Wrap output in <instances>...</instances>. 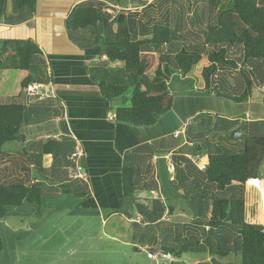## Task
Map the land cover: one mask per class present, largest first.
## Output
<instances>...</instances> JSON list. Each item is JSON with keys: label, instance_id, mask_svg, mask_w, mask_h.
Masks as SVG:
<instances>
[{"label": "crops", "instance_id": "0c3cea01", "mask_svg": "<svg viewBox=\"0 0 264 264\" xmlns=\"http://www.w3.org/2000/svg\"><path fill=\"white\" fill-rule=\"evenodd\" d=\"M17 1L7 0L0 19V45L4 40L35 42L41 54L34 57L32 69L38 71V77L45 84L36 83L42 86L39 89L34 85L19 87L20 92L11 94L2 82L7 71L20 72L23 79L28 72L7 65L0 70V102L20 103L26 113V123L20 129L22 141L10 142L1 148L0 184L20 180L27 186L40 187L46 196L65 198L67 195L60 186L69 185L65 189L69 191L82 186L69 178V156L79 142L84 151L82 166L88 173L89 195L77 209L68 208V216L97 214L102 218L103 227L118 230L116 235L103 231V237L130 244L136 253L145 256L140 248L167 254L166 258L151 260L156 264L162 260L179 264L183 258L191 259L190 255L208 253L206 242H211V246L214 242L211 233L225 240L232 249L233 230L220 226L210 231L204 225V218L210 214L213 199H230L240 191H216L203 170L209 155L242 151V146L236 147L229 139L233 132H240L243 139L252 134L264 137V86L255 88L251 97L240 104L200 94L203 86L198 79L199 66L185 77L194 78L200 85L196 87L197 94L174 96L170 92L174 97L173 107L155 125L133 127L119 123L115 120V110L122 102L104 99L98 84L130 87L137 75L126 71L122 63L111 62L101 55V48L93 45V37L88 32H78L77 41L73 42L65 28V19L74 6L85 2L132 8L128 12L134 15L133 28L138 39L150 37L155 26L168 27L178 37L158 49L148 47L149 53L188 49L206 55L222 47L223 38L233 32V0H147L139 3L140 6L127 0H36L32 16L28 9L18 8ZM116 15L115 12L109 16ZM227 102L239 108L232 117L223 113ZM182 128L185 132L173 137ZM168 155H172L173 170L168 169ZM124 168L134 173L133 192L126 197L122 181ZM245 196L247 220L264 225V168L262 178L246 188ZM50 211L48 207L36 211L41 216L21 215L20 222L27 228H43L41 220L39 224L36 220L45 219ZM114 220L117 224L110 227ZM71 224L92 240L93 232L88 231L87 221L68 222ZM85 237L76 243L83 244L88 240ZM37 238L43 246L52 241L43 231H37ZM169 251L181 252V255ZM76 252L77 264H92V248ZM231 255L215 256L218 259L212 255L206 259L197 256L191 264H232ZM52 257L43 254L34 263L52 264L46 263Z\"/></svg>", "mask_w": 264, "mask_h": 264}, {"label": "trees", "instance_id": "16d2710c", "mask_svg": "<svg viewBox=\"0 0 264 264\" xmlns=\"http://www.w3.org/2000/svg\"><path fill=\"white\" fill-rule=\"evenodd\" d=\"M146 1L128 2L140 6L139 3ZM6 3L7 0H0V19L5 13ZM35 5L36 0L17 1V7L28 9L31 16ZM105 6H94L88 2L77 4L65 19V28L75 43L78 32H88L93 37V45L101 48V55H105L111 62L122 63L126 71L137 75L129 94L126 85H107L104 82L98 84L104 99L109 102L120 100L124 104L115 110L117 122L133 127L155 125L173 107L174 97L168 90L170 77L173 74L186 77L193 74L196 66L201 67L198 79L203 88L199 91L200 94L240 104L251 97L255 88L264 86V3L259 0H233L231 11L236 19L233 20V32L229 37L223 38L227 47L214 48L206 55L188 49L149 53L148 47L158 49L178 40V37L168 27L155 26L150 37L138 39L133 28L134 15L123 10L115 17H110L103 11ZM239 23L243 28L237 32ZM39 54L41 51L32 40H4L0 45V70L7 65L14 70L28 72L21 82V88H29L36 83L45 84L38 77V71L32 69L33 59ZM127 101L129 105L126 106ZM24 123L26 113L22 104L0 102V151L4 144L22 141L20 129ZM241 146L240 153L209 155L208 164L203 170L206 180L216 191H240L230 199H213L210 214L204 218V225L210 231L227 226L236 232L240 242L234 241L232 249H229L225 240L211 233L213 246L207 241L206 251L221 258L229 254L239 255L238 264H264V225L247 220L248 200L245 196L246 188L262 178L264 137L259 134L245 136ZM133 176L132 169H123L124 197L133 192ZM72 181L80 182L82 186L74 187L73 191L65 190L69 185L60 186L67 196L54 197L57 204L54 207L60 205L58 201H70L68 204L76 209L88 197V182ZM46 198L53 197L46 196L40 187L27 186L20 180L0 184V221L8 216L11 208L25 205L46 208ZM2 249L0 239V251ZM168 253L181 255V252Z\"/></svg>", "mask_w": 264, "mask_h": 264}, {"label": "rangeland", "instance_id": "374dc122", "mask_svg": "<svg viewBox=\"0 0 264 264\" xmlns=\"http://www.w3.org/2000/svg\"><path fill=\"white\" fill-rule=\"evenodd\" d=\"M237 25L238 27L236 31L238 32L240 28H243V25L240 23ZM222 47H227L225 41L223 42ZM197 67L198 66H196V68ZM22 80V73L7 71L2 79L4 89H6V91L11 94L18 93L20 92L19 83ZM230 82L231 84H233L232 80H230ZM169 84L170 86L168 90L174 96L179 94L195 96V94H197L196 87L198 84H196V80L194 78L186 79L185 77H182L178 74H174L169 79ZM127 91V94H129L131 88L128 87ZM254 94H258V92H255ZM126 98L128 99V96H126ZM227 104V110L223 113L228 115L229 117H232L233 113L237 112L239 108H233V105L229 102H227ZM125 105H129V102H125ZM197 106L195 108H197ZM209 135L212 136L211 131H209ZM230 137L231 135L229 136V139H231ZM231 140L235 142L236 147H239L241 149V141L243 140L242 136L238 137V135H235ZM45 201L46 208L49 207L52 209V211H50V213H47L45 219L36 220L38 224L40 223L39 220H41L43 228L36 227L35 229H32L30 228V226L29 228H27L28 226H25L20 222L21 219L19 217L21 215L30 214L33 217L38 215L41 216V214H38L36 212L41 208L30 207L26 205L23 207L9 209L8 216L0 221V239L3 243V249L2 251H0V264H20V262H26L28 264L29 262H31L30 264H35L34 260L37 259V257L42 256L43 254H45L46 256H53L51 261H46V263L77 264L78 260L76 258V251H82L85 249L89 250L90 248H92V264H156V262L151 261V259H146L145 255L136 253L133 247L130 246V244L125 245L121 240H111L103 237V231L106 234L116 235V233H118V230L110 229L108 226L103 227L102 218H100L97 214L88 215V217L68 216L67 209L71 208L70 204H68V202L70 203V201H67L66 203L58 201L60 205L57 207H54V205H57L55 204L56 200L54 198H46ZM79 220L87 221V226L90 227V229L88 228V231L93 232L92 240H89V237H85L81 229L76 230L73 227V224L68 225V222ZM262 221L264 223V220ZM59 222H62V224L60 225ZM116 224L117 220H114L109 226L111 227ZM37 231H43L45 233V237L51 239L52 241L47 242L43 246L42 243H39L38 241ZM232 232L233 242H240L236 232ZM80 237H85V239L88 240H86L83 244H77L76 240H78ZM116 239H118V236H116ZM176 248L179 247L176 246ZM70 249H74L76 251L70 252ZM190 256L191 259L183 258V260L178 263L191 264L192 258L198 259V257H200L201 259H206L210 257V254L206 253L199 256ZM213 257L215 259H218V257ZM171 258L172 261L175 260L174 256H171ZM230 261L232 262V264H238L240 262V256L232 254L230 256ZM230 261L228 260L227 262ZM159 264L170 263L168 260H162Z\"/></svg>", "mask_w": 264, "mask_h": 264}, {"label": "built area", "instance_id": "2783aa9c", "mask_svg": "<svg viewBox=\"0 0 264 264\" xmlns=\"http://www.w3.org/2000/svg\"><path fill=\"white\" fill-rule=\"evenodd\" d=\"M130 1V0H127ZM130 11L132 10V8H126V9H120L117 6H107L105 7V9L103 10L106 14L109 15H113L118 14L121 11ZM40 87H42L41 85L35 84L34 88L35 89H39ZM185 132V129H180L179 131H176L173 133V137H178L180 134H183ZM84 157V151L83 148L81 146V144L79 142H76L73 152L71 153V155L69 156V160L71 162V167H70V171H69V178L73 179V180H80V181H84V182H88V173L85 170V168L82 166V159ZM169 161L168 163V169L169 170H173L174 166L171 162L172 159V155H168L166 157ZM141 251H143L146 254V257L148 259L151 260H155L158 257H162V258H166L167 254L163 253V252H153L148 250L147 248H140Z\"/></svg>", "mask_w": 264, "mask_h": 264}, {"label": "water", "instance_id": "95a60500", "mask_svg": "<svg viewBox=\"0 0 264 264\" xmlns=\"http://www.w3.org/2000/svg\"><path fill=\"white\" fill-rule=\"evenodd\" d=\"M0 22H1V20H0ZM235 135H238V137H239V136L241 135V133L235 131V132H233V133L231 134V137H230V138H231V139L234 138Z\"/></svg>", "mask_w": 264, "mask_h": 264}]
</instances>
